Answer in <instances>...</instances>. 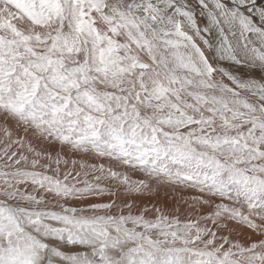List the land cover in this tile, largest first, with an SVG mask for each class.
I'll return each mask as SVG.
<instances>
[{
  "label": "snow or ice",
  "instance_id": "snow-or-ice-1",
  "mask_svg": "<svg viewBox=\"0 0 264 264\" xmlns=\"http://www.w3.org/2000/svg\"><path fill=\"white\" fill-rule=\"evenodd\" d=\"M0 264H264V0H0Z\"/></svg>",
  "mask_w": 264,
  "mask_h": 264
}]
</instances>
